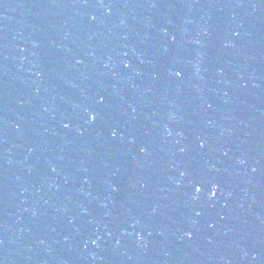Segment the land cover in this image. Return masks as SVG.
I'll use <instances>...</instances> for the list:
<instances>
[{
    "label": "water",
    "instance_id": "water-1",
    "mask_svg": "<svg viewBox=\"0 0 264 264\" xmlns=\"http://www.w3.org/2000/svg\"><path fill=\"white\" fill-rule=\"evenodd\" d=\"M239 1L0 0V264L59 262Z\"/></svg>",
    "mask_w": 264,
    "mask_h": 264
},
{
    "label": "snow or ice",
    "instance_id": "snow-or-ice-1",
    "mask_svg": "<svg viewBox=\"0 0 264 264\" xmlns=\"http://www.w3.org/2000/svg\"><path fill=\"white\" fill-rule=\"evenodd\" d=\"M91 119L94 121V120L96 119V115H92V116H91ZM64 126H65V127H68L69 125H68V124H65ZM115 135H116V133L113 132V136H115ZM200 146L203 147V146H204V142H201V145H200ZM181 175H184V173H181ZM198 183H199V181H196V182H193V183H192V186L194 187V189H195L196 192H200V191H202L203 186H204V185L201 184V185L198 187V186H197ZM210 195H212V196L216 195V191L210 188ZM187 235L190 236L191 233L189 232V233H187ZM93 242L95 243V241H93Z\"/></svg>",
    "mask_w": 264,
    "mask_h": 264
}]
</instances>
